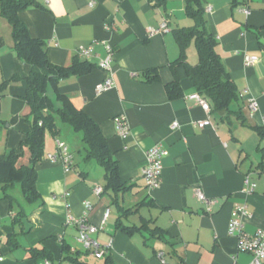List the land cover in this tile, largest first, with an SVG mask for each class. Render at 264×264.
<instances>
[{"label":"crops","instance_id":"crops-1","mask_svg":"<svg viewBox=\"0 0 264 264\" xmlns=\"http://www.w3.org/2000/svg\"><path fill=\"white\" fill-rule=\"evenodd\" d=\"M202 1L218 40L216 49L241 97L228 113L203 109L185 65L176 63L181 51L174 29L193 23L185 0H35L37 5L19 12L30 34L46 42L54 64L69 65L80 45H93L88 60L97 66L49 83L47 94L55 108L61 105L57 94H66L99 124L118 160L121 181L131 186L95 193V186L104 188V167L84 159L82 133L58 120L60 131L46 130L44 156L36 165L40 199L31 205L23 193L15 195L19 183L4 188L0 183V264H42L46 259L54 264H162L161 252L168 264L251 262L250 253L238 250L228 225L234 206L247 202L252 215L245 218L246 231L264 230V0ZM164 20L169 29L150 35L149 28H159ZM13 45L12 26L0 15V154L20 152L31 131V107L25 99L30 65ZM107 45L115 50L111 70L98 66L108 54ZM245 55L257 61L246 65ZM192 58L188 54L190 63ZM150 68H158L160 81H145ZM107 77H113L114 85L97 92L96 85ZM176 78L183 95L170 99L166 84ZM252 100L258 102L255 111ZM239 109L241 116L235 112ZM122 114L129 126L125 137L115 122ZM207 118L209 125L197 124ZM175 121L179 126L173 129ZM57 139L71 148L70 170L46 157L56 152ZM157 143L170 152L163 159L161 183L149 190L142 169L147 151ZM29 161L24 147L16 166ZM247 176L256 182L251 193L244 190ZM197 188L216 201L211 212L197 197ZM69 213L101 226L95 237L110 245L108 262L106 255L98 258L100 263L88 258L94 255L78 241L76 226L67 222ZM119 220L144 226L127 233L117 228ZM32 248H44L51 258L34 256Z\"/></svg>","mask_w":264,"mask_h":264},{"label":"trees","instance_id":"trees-1","mask_svg":"<svg viewBox=\"0 0 264 264\" xmlns=\"http://www.w3.org/2000/svg\"><path fill=\"white\" fill-rule=\"evenodd\" d=\"M35 5H37L35 0H0V15L6 18L12 26L13 48L17 55L30 65V73L26 77L28 89L25 99L31 107L32 117L31 131L22 141L20 152L9 149L0 154V183L5 184L4 188L9 183L17 182L27 201L32 203L40 199L36 185V165L44 156L46 130L53 131L55 134L59 133L58 120H60L69 123L75 131L82 133V140L87 151L84 159L86 161L94 159L104 167L103 191L108 188L126 190L131 185L121 181L118 160L99 124L82 108L76 106L66 94L60 92L57 94L61 102L58 108L53 106L47 94L49 83L58 84L62 79L87 74L97 65L77 55L69 65H58L51 62L47 54L46 42L33 37L19 18L21 10ZM185 12L193 23L174 29V35L181 51L176 63L185 65L197 92L209 100L214 111L228 113L231 111L230 106L239 101L241 97L237 84L216 49L218 40L209 27L205 5L202 0H185ZM192 43L198 55L196 64L188 61L187 51ZM144 75L146 82L161 80L158 68L147 69ZM166 90L170 99L183 95V89L177 78L166 84ZM235 112L238 116L242 115L240 109ZM260 132L264 135V131ZM24 147H28L30 151V161L28 164L17 167L16 163L23 154ZM143 226L126 225L122 220L117 223V228L127 233H132ZM158 230V227L154 228L155 232ZM11 243L15 245L12 238ZM64 249H69V246H65ZM32 252L37 257L41 255L51 258V254L44 248H32ZM105 255V261L108 262L110 256Z\"/></svg>","mask_w":264,"mask_h":264},{"label":"built area","instance_id":"built-area-1","mask_svg":"<svg viewBox=\"0 0 264 264\" xmlns=\"http://www.w3.org/2000/svg\"><path fill=\"white\" fill-rule=\"evenodd\" d=\"M93 5V2L91 3ZM248 12V8L245 9ZM169 29L168 23L166 20L162 21L159 28L150 27L149 34L152 35L156 32H164ZM93 45H80L77 48L76 55L82 59H89L93 54ZM108 54L102 59L98 66L111 70L113 68V62L115 57V50L111 45H107ZM257 61V57L254 55H245V63L246 65H252ZM115 81L113 77H107L104 80L100 81L96 85L97 92H102L114 85ZM194 98L198 101V103L202 106L206 111L211 110V105L208 99L202 96L200 93H196L193 95ZM252 111L258 109V102L256 100H252L250 103ZM115 122L117 125V130L120 135L125 137L129 132V126L126 120V117L122 115H118L115 117ZM211 123L210 119L199 120L197 124L201 127H205ZM178 122L175 121L171 128L176 129L178 127ZM57 150L56 152H50L46 154V157L50 160L57 161L63 163L65 170H70L74 165L73 153L69 144L62 140L57 139ZM169 149L163 146L160 143L155 144L151 147L147 153V161L142 169V176L145 181L146 187L149 190L155 189L159 186L162 179L163 173V159L165 156L169 154ZM256 182L251 180L248 176L245 179V187L244 190L247 193H251L255 190ZM93 191L97 194H101L103 192V187L95 186ZM196 195L207 205V210L212 211V204L216 202L215 200L209 199L205 193L197 188ZM85 207L87 209L91 208V203L89 201L84 202ZM109 209L105 212L103 217V222L109 216ZM252 215L251 210L249 209V204L247 202L237 203L231 214V218L228 225V233L229 235H233L237 238V246L238 250L242 252H247L252 255V260L248 264H263L264 263V230L258 229L254 233H249L245 229V218ZM67 222L73 223L78 231L77 239L83 246L85 250L89 253L93 254L97 258H102L108 250H110V245H102L95 237L99 229L100 225L94 224L90 222L84 216H74L72 214L67 215ZM2 252L0 250V259L2 258ZM159 258L161 259L162 264H168L167 261L163 257V253H159ZM42 264H54L51 259H46Z\"/></svg>","mask_w":264,"mask_h":264},{"label":"rangeland","instance_id":"rangeland-1","mask_svg":"<svg viewBox=\"0 0 264 264\" xmlns=\"http://www.w3.org/2000/svg\"><path fill=\"white\" fill-rule=\"evenodd\" d=\"M188 54H189L190 59L193 56H195L194 58H192V60L194 59V61H192V63L193 64H196L198 62V55H197L196 47H195L194 43H192L190 45V47L188 48ZM62 135L64 137L65 131H63V134ZM16 185H17V190L14 193H15L16 196L22 197V192H21L20 186H19V184H16ZM31 205H33V204L31 203ZM137 223H138V221H137ZM88 258L91 259L92 261L95 260L97 263H100V262L103 261V259H98V258H96L94 256H90V255H88Z\"/></svg>","mask_w":264,"mask_h":264}]
</instances>
